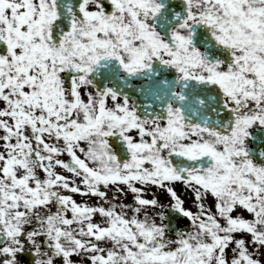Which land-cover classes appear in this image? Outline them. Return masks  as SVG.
<instances>
[{
  "label": "snow or ice",
  "instance_id": "1",
  "mask_svg": "<svg viewBox=\"0 0 264 264\" xmlns=\"http://www.w3.org/2000/svg\"><path fill=\"white\" fill-rule=\"evenodd\" d=\"M0 264H264V0H0Z\"/></svg>",
  "mask_w": 264,
  "mask_h": 264
}]
</instances>
